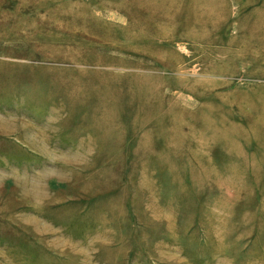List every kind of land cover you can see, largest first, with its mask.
Masks as SVG:
<instances>
[{"label":"rangeland","instance_id":"obj_1","mask_svg":"<svg viewBox=\"0 0 264 264\" xmlns=\"http://www.w3.org/2000/svg\"><path fill=\"white\" fill-rule=\"evenodd\" d=\"M0 264H264V0H0Z\"/></svg>","mask_w":264,"mask_h":264},{"label":"crops","instance_id":"obj_2","mask_svg":"<svg viewBox=\"0 0 264 264\" xmlns=\"http://www.w3.org/2000/svg\"><path fill=\"white\" fill-rule=\"evenodd\" d=\"M37 151V150H34V152Z\"/></svg>","mask_w":264,"mask_h":264}]
</instances>
